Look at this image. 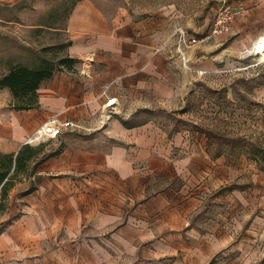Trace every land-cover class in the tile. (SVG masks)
Wrapping results in <instances>:
<instances>
[{
    "label": "crops",
    "instance_id": "obj_1",
    "mask_svg": "<svg viewBox=\"0 0 264 264\" xmlns=\"http://www.w3.org/2000/svg\"><path fill=\"white\" fill-rule=\"evenodd\" d=\"M159 13L165 14L166 10ZM159 21L130 17L123 0H81L71 9L64 28L70 42L67 54L80 62L75 71L54 73L44 81L36 90V105L28 110L14 109L9 89H0V161L9 155L14 158L23 147H33L38 157L29 164L40 161L33 176L43 178L37 187L33 186L29 213L22 216V222H29L28 229L18 231L19 227L12 226L0 231V264H74L62 261V255L68 252L79 256L78 264H133L134 251H139L141 257L137 264H253L261 256L264 190L226 188L229 164L223 155L213 157L206 149L175 156L173 147L182 142L178 132L167 137L172 148L136 150L133 145L138 146L136 136L145 123L129 128L118 117L120 96H139L150 90L156 98L169 99L180 93L174 77L162 64L164 45L159 46L161 50L155 48L149 63L154 38L161 34L164 24V20ZM175 31L170 38H174ZM185 54L186 58L188 52ZM154 63L155 69H149ZM104 92L116 102L111 107V118L103 121L99 113L105 102ZM54 116L71 122L72 130L95 135L86 137L82 146L62 150L59 158V153L49 154L43 144L27 143L41 124ZM98 135L106 138L104 143L118 141L124 145L101 146ZM133 154L147 161L146 174L185 177L191 173L206 179L219 189L215 200L222 210L215 218L202 220L204 198L195 191L188 194L189 186L179 192L162 190L137 202L131 194L117 199L96 198L88 201L87 207L85 203L69 206L66 199L54 203L52 193H47L53 184L46 176L54 171L64 174L65 181L56 184L62 191L85 188L68 181L69 175L103 172L118 174L125 180L126 191L138 192L144 189L143 173L130 163ZM241 165L242 171H254L251 163ZM87 185L88 189L101 188L97 182ZM37 196L44 199H31ZM75 197L73 200L78 202ZM72 208L75 209L70 213ZM84 208L86 218L79 211ZM3 219L0 212V222ZM88 221L92 227L86 230ZM134 222L142 224L137 236L130 227ZM57 228L64 229L66 237L62 240L54 239ZM134 238L140 239L139 248Z\"/></svg>",
    "mask_w": 264,
    "mask_h": 264
},
{
    "label": "rangeland",
    "instance_id": "obj_2",
    "mask_svg": "<svg viewBox=\"0 0 264 264\" xmlns=\"http://www.w3.org/2000/svg\"><path fill=\"white\" fill-rule=\"evenodd\" d=\"M79 1L81 0H0V79L18 66L45 69L53 73L75 71L80 62L74 65L73 70H68V64L65 66L62 62L68 58L67 48L70 45L64 31L66 19ZM123 1L132 18H158L159 23L164 20L161 34L154 38L156 44L149 63L152 62L156 49L164 45L161 52L162 64L166 65L180 89L178 96L169 99L156 98L150 90L139 96L119 97L121 110L118 117L122 123L136 126L145 123L136 136L138 146L133 145L135 149L149 152L167 150L172 146V141H167V137H173L170 135L174 132H178L182 138L180 146L173 147L175 156L205 151L209 141L210 153L221 150L225 155L224 160L229 164L226 188L250 187L263 192L264 62L258 60L251 47L254 40L264 33V0ZM226 9L233 14L231 30L226 34L213 35L211 31L214 20ZM161 10H166V13L160 15ZM179 27L198 38L195 46L186 48L188 56L185 61L178 53L176 35L170 38ZM159 49L161 50L160 47ZM152 68L155 69V63L149 65V69ZM99 114L103 121L106 120L103 105ZM76 130L68 128L56 138L30 144H43L49 154L59 153L56 155L59 158L62 150L82 146L86 137L95 135V132L83 133ZM97 138L101 146L116 145L114 143L124 145L118 141L104 143L106 138L100 135ZM96 145L99 146L98 142ZM129 161L135 170L143 173L141 178L144 189L138 192L126 191L125 180L118 174L108 175L103 172L69 175L68 181L85 185V188L74 187L75 190L62 191L56 184L65 181L64 174L54 171L46 176L49 184H53V187H48L47 193H52L54 203L66 199L69 206L85 203L87 207L88 201L97 200L96 198L102 197L104 200L115 196L117 199L131 194L133 201L137 202L162 190L179 192L189 186L188 194L195 191L204 198L206 207L202 220L215 218L222 210V205L215 200L219 189H214L206 179L191 173L185 177L146 174V160L133 154ZM243 162L253 164L254 171H242L240 167ZM33 166L31 163L25 171L10 177L5 199L0 198V212L4 215L0 231H6L12 226L19 227L18 231L28 229L29 222H22L25 220L22 216L27 217L29 213V196L33 186L37 187L43 179L39 175L33 176L37 170L34 172ZM254 179H257L255 184ZM89 182L101 183V188L88 189ZM74 196L79 198L78 202L73 200ZM41 198L44 199L42 196L35 199L31 197L33 201ZM80 199L83 201L79 202ZM73 209L75 208L70 209V213ZM79 211L86 218L88 213L85 208L84 211ZM261 215L264 216V211ZM130 225L134 236H137L142 224L134 222ZM85 227L87 230L92 225L88 221ZM62 232L63 228L55 229L54 239L62 240V237H66ZM134 244L139 248L140 239L134 238ZM261 244L262 254L253 264H264V239ZM78 257L77 254L68 252L62 255V261L66 259L67 262L78 264ZM131 257L133 264L141 259L139 251H134Z\"/></svg>",
    "mask_w": 264,
    "mask_h": 264
},
{
    "label": "trees",
    "instance_id": "obj_3",
    "mask_svg": "<svg viewBox=\"0 0 264 264\" xmlns=\"http://www.w3.org/2000/svg\"><path fill=\"white\" fill-rule=\"evenodd\" d=\"M66 64H68V70H73L74 65L78 64V60L68 56V58L62 62V65L66 66ZM53 74V72L45 69H31L24 66H18L11 69L0 79V89H9L12 95V106L14 109L28 110L36 105V90L44 81L50 79ZM124 125L129 128L136 126L128 125V123H124ZM207 145L209 146V141H207ZM208 146V153L211 154ZM37 152V149L26 146L23 147L14 158L9 155L4 157V161H0V198L2 200L5 199L4 195L7 186H9L10 177L25 171L28 168L31 159L35 157ZM211 155L213 157H219L224 155V153L220 150ZM39 163L40 161L34 164L33 171ZM10 171H12V173L8 177ZM1 209L2 205L0 204V211Z\"/></svg>",
    "mask_w": 264,
    "mask_h": 264
},
{
    "label": "built area",
    "instance_id": "obj_4",
    "mask_svg": "<svg viewBox=\"0 0 264 264\" xmlns=\"http://www.w3.org/2000/svg\"><path fill=\"white\" fill-rule=\"evenodd\" d=\"M232 19L233 14L231 13V11H229V9H226L223 12L221 11L214 20L211 31L212 34H226L230 32ZM175 35L178 53L181 56L182 60L185 61L186 48L196 45L198 43V38L189 35L188 32L181 28L176 29ZM103 94L105 95L103 111L105 112V119L107 120L112 116L111 107L116 102V99L107 98L106 92H104ZM70 127H73V124L71 122L60 121L57 116L51 117L41 124V126L36 130L35 135L32 138L28 139L27 143L37 142L44 139L56 138L57 136L61 135L64 130Z\"/></svg>",
    "mask_w": 264,
    "mask_h": 264
},
{
    "label": "bare ground",
    "instance_id": "obj_5",
    "mask_svg": "<svg viewBox=\"0 0 264 264\" xmlns=\"http://www.w3.org/2000/svg\"><path fill=\"white\" fill-rule=\"evenodd\" d=\"M251 49L258 56V60L264 62V33L254 40Z\"/></svg>",
    "mask_w": 264,
    "mask_h": 264
}]
</instances>
